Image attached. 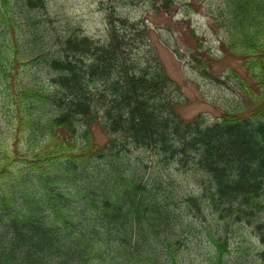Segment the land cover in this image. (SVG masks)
<instances>
[{
    "label": "trees",
    "instance_id": "1",
    "mask_svg": "<svg viewBox=\"0 0 264 264\" xmlns=\"http://www.w3.org/2000/svg\"><path fill=\"white\" fill-rule=\"evenodd\" d=\"M49 1L0 0V264H244V245L235 262L226 251L241 224L263 261L264 0H213L212 26L246 74L231 70L239 98L215 120L176 111L178 85L143 21L112 12L96 39ZM172 169L197 192L175 191Z\"/></svg>",
    "mask_w": 264,
    "mask_h": 264
},
{
    "label": "rangeland",
    "instance_id": "2",
    "mask_svg": "<svg viewBox=\"0 0 264 264\" xmlns=\"http://www.w3.org/2000/svg\"><path fill=\"white\" fill-rule=\"evenodd\" d=\"M212 3L213 0H176V4L164 13L156 12L148 0H50L48 9L52 15L55 11L59 12L81 33L96 39L107 37V15L112 12L131 20L143 21L148 44L153 46L169 79L178 85L176 95L182 98L183 103L176 107V111L185 119L201 114L206 119L215 120L239 98L236 82L227 81L231 70L245 78L246 74L241 61L235 60L221 45V34L213 28L208 15ZM190 28L196 38H192ZM194 57L205 61L212 74L218 78L216 81L221 84L200 77L197 70L192 68ZM1 118L0 114V126L4 122ZM98 124L91 126V132L95 142L103 145L107 142V136ZM147 160L149 166L153 161L156 162L153 155ZM159 169L163 171L161 166ZM168 171V174L164 172L166 180L179 194L197 192L196 179L194 181L185 172L175 169ZM206 218L197 223L202 240L206 239L207 232H212L207 228L211 225L212 217L207 213ZM249 233V227L244 224H241L240 230L235 227L230 231L226 247L228 258L235 262L236 246L241 248L244 245L248 248V254L243 253L241 257H244V264H264V260L254 256L263 248ZM189 250L195 252L194 248Z\"/></svg>",
    "mask_w": 264,
    "mask_h": 264
}]
</instances>
